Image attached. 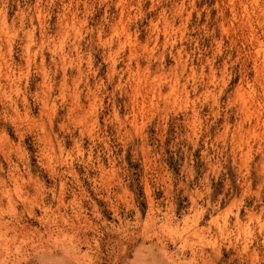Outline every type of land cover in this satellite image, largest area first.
Masks as SVG:
<instances>
[{
    "label": "rangeland",
    "instance_id": "rangeland-1",
    "mask_svg": "<svg viewBox=\"0 0 264 264\" xmlns=\"http://www.w3.org/2000/svg\"><path fill=\"white\" fill-rule=\"evenodd\" d=\"M251 2L209 0L197 5V9H210L201 13V23L207 15L213 22L215 40L224 43L217 44L222 49L219 56L208 59L213 40L205 37L199 41L198 46L206 50L204 64L194 59L184 69L193 80L197 70L201 78H207L206 86L196 85L194 95L189 91L180 94L177 84L169 79L180 63L181 44L173 42L165 49L163 60L157 59L165 36L152 39L153 26L163 27L157 23L160 9L147 11L152 0L140 5L143 15L137 19H132V12L124 6L128 0H0V148L8 150L7 155L0 153L5 169L0 175L5 184L0 200L5 206L19 200L14 203L17 212L31 209L26 213L28 223L21 218L22 238L32 243L48 239L44 226L58 219L50 206L52 189L59 193V200L62 197L54 206L67 205L70 212L78 211L76 205L84 199L93 207L106 203L96 196L93 183L106 181L108 157H103L100 169L75 162L73 175L62 183L60 173L68 166L62 163L61 153L67 156L73 150H83L87 160L91 152L105 146L98 143L90 150L96 137L108 145L120 140L121 125L138 133L133 145L140 143L142 132L147 138L144 142L152 148L160 124L153 113L164 104L175 109L170 115L176 118L166 135L174 138L189 118L213 116L207 126L212 138L228 133L227 172L218 181H210L215 201H221L226 186L228 195L214 205L215 215L209 211L202 220L190 196L177 201L173 195L179 222L165 225L170 237L195 248L208 243L205 223L214 225L217 233L227 225L241 237L253 227L257 234L264 229V32L258 16L241 27ZM230 28L238 30L233 34ZM183 50L188 53L190 46ZM183 81L181 78V84ZM127 157L130 163L135 161L133 178L126 181L128 190L135 185L145 198L144 215L148 217L152 194L157 198L169 195L165 177L175 179L177 163L170 150L155 162L143 154L137 159L134 151H128ZM9 161L20 171L10 169ZM201 167L207 171L203 162ZM111 192L109 198L114 199L121 189L113 187ZM181 209L187 210L181 214ZM227 243L219 247L218 264H249L251 257L241 255L242 239L235 241L239 249ZM252 247L256 248L253 256L264 255L257 244Z\"/></svg>",
    "mask_w": 264,
    "mask_h": 264
},
{
    "label": "clouds",
    "instance_id": "clouds-1",
    "mask_svg": "<svg viewBox=\"0 0 264 264\" xmlns=\"http://www.w3.org/2000/svg\"><path fill=\"white\" fill-rule=\"evenodd\" d=\"M4 2L6 3V0ZM144 2L145 0H128L124 5L132 12V19L143 15L140 5ZM202 2L207 3L209 0H152V6L147 10L152 12L157 8L160 9L157 23L163 27L156 29L153 26L152 39L155 40L157 35L163 34L165 43L158 51L157 59L163 60L167 55L165 49H170L173 42L182 45L180 63L176 65L175 74L169 77L177 84L180 94L189 91L195 95L197 84L206 86L207 78H201L198 70L196 80L184 70L191 66L194 59L204 64L206 50L198 46L199 41L205 37L213 40V47L207 50L211 53L208 59L219 56L222 49L218 48L217 44L222 46L224 43L223 39L215 40L213 22L207 15L203 17L201 23V13L207 14L210 11L207 7L197 9V5ZM166 3H170L171 7L161 6ZM249 7L250 11L244 16L241 27L250 21L254 22L258 16L260 29L264 32V0H252ZM193 13L196 14L194 20ZM177 20L178 26L175 24ZM235 22L234 20L233 23ZM237 30L230 28L233 34ZM184 46H190L188 53H184ZM226 64L231 67L230 61H226ZM181 78H184L183 84ZM208 90L212 91V89ZM200 100L203 102L202 97ZM174 112L175 109L170 104H164L153 113L159 116L160 124L157 139L152 141V148L144 142L147 138H143L142 132L139 133L142 136L140 143L133 145L132 140L138 133L121 125L123 131L120 133V140L114 145H108L105 140L96 137L90 150L95 149L98 143L105 146L91 152L87 160L83 150H73L67 156L64 153L60 154L62 163L68 166L60 173L62 183L73 175L71 169L75 162L91 164L100 169L103 157H108V164L104 166L108 171L106 181L97 179L93 183L96 196L106 203L103 206L93 207L88 199H84L82 203H77L78 211L70 212L67 205L54 206L59 193L56 189H52L50 206H53L52 211L57 214L58 219L44 226V231L48 235L47 240L32 243L30 239L22 238L21 229L24 224L21 223V218H24V223H28L26 213L31 212V209L22 208L17 212L14 203H20L19 200L10 201L7 206L0 200V264H218L221 244L228 242V247L239 249L235 241L241 239L244 244L241 255L251 257L249 264H264V255L260 257L252 255L256 251V248L252 247L254 243L264 250V229L257 234L256 228L253 227L241 237L236 229L232 228L229 231L227 225L222 226L221 233H217L214 225L205 223L203 232L208 243L195 248H190L170 237L165 225L179 222L178 217L174 215L173 195L177 201L183 196H190L192 204L201 214L198 218L202 220L203 214L209 211L215 215L214 205L218 206L229 193L226 186L221 201H215L214 188L210 183L213 179L218 181L222 173L227 172L228 163L225 156L228 133L226 132L222 138L213 139L211 133L207 131V126L212 124V119L215 117L213 116L212 119L205 117L203 120L196 117L189 118L183 131L178 132L173 138L166 133L176 119L174 115H170ZM64 130L62 127L61 131ZM166 139H171V143H165ZM122 150L124 155L121 154ZM166 150L171 151L177 163L178 174L174 180L165 177L169 195L157 198L153 193L151 213L145 217V198L139 194L135 185H132L133 190L129 191L126 183L133 178L132 163H135V161L129 162L127 152L134 151L137 159L143 154L146 158L150 157V162H155L164 156ZM198 151L202 152L199 157L196 155ZM7 152V149L0 148V153L7 155ZM201 162L207 167V171L201 167ZM9 168L16 172L20 171L11 161ZM4 173L5 169L0 162V175ZM117 173L120 175L118 176ZM113 187L120 188L121 193L110 199ZM4 188V180L0 179V190ZM210 200L213 202L210 203ZM185 210L187 209H181V214ZM31 219H36L34 214ZM205 248L211 250L205 252Z\"/></svg>",
    "mask_w": 264,
    "mask_h": 264
},
{
    "label": "bare ground",
    "instance_id": "bare-ground-1",
    "mask_svg": "<svg viewBox=\"0 0 264 264\" xmlns=\"http://www.w3.org/2000/svg\"><path fill=\"white\" fill-rule=\"evenodd\" d=\"M231 4H232V2H231ZM242 11H243V10H242ZM115 33H116V32H115ZM248 34H249V33H248ZM99 37H100V36H99ZM99 37H98V38H99ZM247 37H248V36H247ZM250 37H251V36H250ZM244 39H245V38H244ZM255 43H256V42H255ZM256 48H257V47H256ZM113 68H114V67H113ZM149 88H150V87H149ZM170 94H171V93H170ZM60 193H61V192H60ZM61 198H62V197H61ZM61 198H60V200H61ZM58 200H59V198H58ZM60 200H59V201H60ZM59 201H58V202H59ZM60 203H61V205H62V202H60Z\"/></svg>",
    "mask_w": 264,
    "mask_h": 264
}]
</instances>
